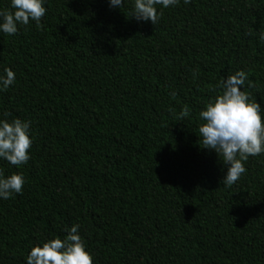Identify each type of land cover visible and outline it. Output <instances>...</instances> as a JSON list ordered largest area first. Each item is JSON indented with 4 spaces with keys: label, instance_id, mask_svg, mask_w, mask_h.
I'll list each match as a JSON object with an SVG mask.
<instances>
[{
    "label": "trees",
    "instance_id": "obj_1",
    "mask_svg": "<svg viewBox=\"0 0 264 264\" xmlns=\"http://www.w3.org/2000/svg\"><path fill=\"white\" fill-rule=\"evenodd\" d=\"M44 6L43 28L0 32V75L15 73L0 120L30 121L32 139L27 164L0 158L25 180L0 198V264H27L75 224L93 264H264V154L226 187L198 131L237 71L264 115V0L157 5L155 25L131 17L134 0Z\"/></svg>",
    "mask_w": 264,
    "mask_h": 264
},
{
    "label": "clouds",
    "instance_id": "obj_2",
    "mask_svg": "<svg viewBox=\"0 0 264 264\" xmlns=\"http://www.w3.org/2000/svg\"><path fill=\"white\" fill-rule=\"evenodd\" d=\"M191 0H184L185 4ZM124 0H109L111 7H121ZM179 0H134L130 13L137 22L150 21L155 25L162 12L158 13L157 5L164 9L177 5ZM44 0H11L9 9H0V32L12 36L18 32V25L27 26L34 21L38 29L43 28L42 18L46 14ZM264 42V31L260 32ZM195 75V74H194ZM248 81L244 71L230 74L221 79L216 86L218 94L200 111V143L204 149L214 150L227 166V174L222 180L226 187L234 185L246 173L244 162L250 156L264 154V115L261 104L253 100L248 91L241 88ZM15 82V73L10 68L0 75V90H7ZM248 87H255L248 81ZM173 98L175 93L172 94ZM187 105L180 112L179 119L190 116ZM5 116L10 115L4 113ZM30 121L14 119L0 120V158L15 167L28 163L29 150L32 146ZM25 180L22 174L13 173L5 176L0 170V198L9 199L13 194H21ZM79 225L66 229L67 235L61 239L53 237L42 244L32 247L26 257L27 264H93V257L86 250L85 243L78 234Z\"/></svg>",
    "mask_w": 264,
    "mask_h": 264
}]
</instances>
